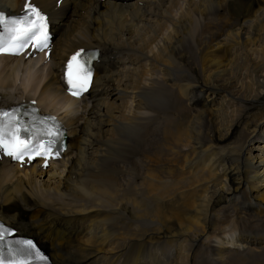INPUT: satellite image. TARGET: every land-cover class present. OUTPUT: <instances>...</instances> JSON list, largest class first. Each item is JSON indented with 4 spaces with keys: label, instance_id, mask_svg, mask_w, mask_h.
Returning a JSON list of instances; mask_svg holds the SVG:
<instances>
[{
    "label": "bare ground",
    "instance_id": "bare-ground-1",
    "mask_svg": "<svg viewBox=\"0 0 264 264\" xmlns=\"http://www.w3.org/2000/svg\"><path fill=\"white\" fill-rule=\"evenodd\" d=\"M57 1L32 0L48 72L0 57V101L59 114L68 151L0 162V220L55 264H264V0ZM83 47L109 62L80 104L58 72Z\"/></svg>",
    "mask_w": 264,
    "mask_h": 264
},
{
    "label": "snow or ice",
    "instance_id": "snow-or-ice-1",
    "mask_svg": "<svg viewBox=\"0 0 264 264\" xmlns=\"http://www.w3.org/2000/svg\"><path fill=\"white\" fill-rule=\"evenodd\" d=\"M28 12L22 18H16L6 21L0 17V25H3L9 37L7 41L0 40V51L18 53L23 47L27 46L33 39L37 41V47L46 46L47 32L45 17L34 6H27ZM34 17V18H33ZM80 53L72 56L68 63V83L73 89L79 88L85 90L87 87L88 77L90 71L78 59ZM75 62V66H74ZM75 76V79H74ZM73 95H79L78 91H73ZM15 129V131H13ZM28 127L13 113H0V146L13 150V154L18 158L23 155L36 151V144H33L31 138L20 139L21 133L28 132ZM46 134L50 137L57 138L59 133L52 129L46 130ZM6 136H11L13 139L10 141ZM54 142L50 140L48 147ZM44 147L43 144L40 145ZM37 155H42V152L37 151ZM8 235V230L0 224V242L5 241ZM22 247L9 249L10 259L9 264H30V260L39 258L43 260L44 257L40 256L39 252H34L35 246L31 241H17ZM0 264H4L3 255L0 253Z\"/></svg>",
    "mask_w": 264,
    "mask_h": 264
},
{
    "label": "rangeland",
    "instance_id": "rangeland-1",
    "mask_svg": "<svg viewBox=\"0 0 264 264\" xmlns=\"http://www.w3.org/2000/svg\"><path fill=\"white\" fill-rule=\"evenodd\" d=\"M38 65H39V64H38ZM38 65L36 66L35 70H37L38 73H40L41 75H45L48 71L40 70V69L38 68ZM46 65H47V64H46ZM28 90H29V89H28ZM216 100H217V99H216ZM257 107H260V105H259V106H256V108H254V109H257ZM158 121H159V120H158ZM160 122H162V121H160ZM258 145L261 146V143L254 142L253 144H251V146H253V147H254V146L256 147V146H258ZM231 223H232V224H231ZM227 225H228V228H229V229H232V230L237 228L235 222H234V223H233V222H229ZM234 225H235V226H234ZM261 238L264 239V236H261ZM262 239H261V240H262ZM256 240H257V238H256ZM252 243H253V242H251L248 246L251 247V246H252ZM240 244H242V243H240Z\"/></svg>",
    "mask_w": 264,
    "mask_h": 264
}]
</instances>
